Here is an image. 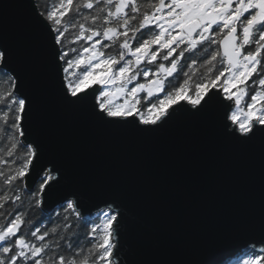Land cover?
<instances>
[{
	"label": "snow or ice",
	"instance_id": "1",
	"mask_svg": "<svg viewBox=\"0 0 264 264\" xmlns=\"http://www.w3.org/2000/svg\"><path fill=\"white\" fill-rule=\"evenodd\" d=\"M9 7L4 4L0 11L6 14ZM31 8L21 20L18 42L0 43V75L10 84L0 97V121L2 132L11 134L6 154L13 158L6 171L0 170V218L5 220L0 223V264H224L235 252L222 249L233 242L246 248L243 264H264V0H59L56 7L43 10L32 0ZM37 28L47 30L53 51L46 52ZM70 28L73 35L68 40ZM66 40L83 41L84 46L68 48ZM108 48L115 54L106 53ZM161 53L170 64L157 63ZM186 53L191 54L192 68L203 69V79L168 88V78L179 70ZM197 53L204 54L199 68ZM22 56L27 59L30 88L25 94L20 88L26 81L18 70ZM51 62L64 74L63 101L74 107L86 102L82 91L89 78L104 76L95 81L101 88L98 110L94 105L92 114L117 133L132 128L152 135L167 127L177 112L210 119L223 106L225 119L231 122L222 124L223 135L232 147L258 162V197L241 202L223 227L197 232L195 251L182 260L145 259L132 249L126 251L121 242L127 231L125 213L118 205L113 207L115 201L98 212L84 242L71 231L69 220L73 214L83 218V203L77 198L66 204L62 227L42 229L41 221L25 232L29 221L23 208L14 206H22L27 193L43 209L45 189L51 198L63 182L61 170L52 165L36 187L47 153L39 141L25 139L24 124L31 126L45 117L41 97ZM151 64H156V71L147 67ZM141 75L146 82L134 84ZM141 93L150 101L143 108ZM89 95L95 97L96 92ZM181 101L186 106L167 110ZM21 140L26 155L13 166ZM253 231L258 237L250 235Z\"/></svg>",
	"mask_w": 264,
	"mask_h": 264
},
{
	"label": "water",
	"instance_id": "2",
	"mask_svg": "<svg viewBox=\"0 0 264 264\" xmlns=\"http://www.w3.org/2000/svg\"><path fill=\"white\" fill-rule=\"evenodd\" d=\"M4 4L12 7L6 14L0 11V43H17L21 20L30 15L32 0H0V9ZM36 31L46 52L53 51L47 30ZM18 70L26 81L20 91L28 93V65L23 56ZM63 76L62 69L51 62L41 97L45 117L31 126L24 124L25 139L39 141L47 153L36 187L52 165L63 176L56 195L49 198L45 189V214L77 198L83 203V218H92L115 201L113 207L118 205L125 213L127 231L121 242L126 251L132 249L145 259L182 260L195 251L197 232L223 227L241 202L258 197V162L232 147L223 135L222 124L231 123L223 106L210 119L177 112L167 127L152 135L132 128L117 133L93 117L101 85L82 91L87 100L74 107L63 101ZM92 92L95 97L89 95ZM181 106H186L183 101L167 110ZM250 235L258 237L255 231ZM222 251L235 252L224 260L230 264L244 256L246 248L233 242Z\"/></svg>",
	"mask_w": 264,
	"mask_h": 264
},
{
	"label": "trees",
	"instance_id": "3",
	"mask_svg": "<svg viewBox=\"0 0 264 264\" xmlns=\"http://www.w3.org/2000/svg\"><path fill=\"white\" fill-rule=\"evenodd\" d=\"M36 2L40 6L41 10H43L44 8L52 9L56 7L59 3V0H36ZM84 11L86 12L87 10H84ZM71 15L72 13H69V16ZM68 18L69 17H66L65 19L67 20ZM72 35H73V30L70 28L68 40L71 39ZM68 40H66V46L68 48H71V47L82 48L84 46L83 41L79 42V44H72V43H69ZM197 68H199V66ZM202 72H203L202 68H199V70H191L189 68L187 71H182V76L184 77L187 74V78H189L188 80L191 81V77H192V78L197 79L195 81V83H197L203 79V76L201 75ZM179 82L180 80L179 81L176 80L175 83H173L168 88L175 89L176 87L181 86L182 84ZM9 88H10V84H9L8 79L4 75H0V97H4L6 95V92L9 90ZM249 91L251 93V89ZM147 103H150V101L146 103H142L141 107L142 108L145 107ZM2 115H3V112L0 111V116ZM3 128H4V124L2 121H0V157H3V159H0V170L6 171L8 164L12 163V160H13V158L7 157V154H6L12 138H11V134H5L2 132ZM22 145H23V142L21 140L20 147L17 150L18 155H16L15 157V164H13V166H17L20 162H22L24 156L26 155V153L23 151ZM5 161H7V163H5ZM0 187H2V185H0ZM24 196H25L24 204L22 206L17 205L14 207L16 208L22 207L25 212L26 219H28L29 221V223L25 225V228H24L25 232L29 231L30 227L40 224L41 221H43V224L41 225L42 229L44 227H51V226L62 227L63 226L64 221L61 219V217L68 211L66 208V204L56 209L53 213L47 215L42 211V209L37 208L35 206V200L33 197L27 196V193H24ZM69 220L73 225V228L71 229V231L77 235H80L81 241L84 242V234L91 228L92 222L97 220V215H95L92 218H82L78 220L73 214L69 217ZM49 221H52V223L49 224ZM85 221L88 222L87 227H85ZM0 223H5V220L3 218H0ZM64 234L65 233L62 230L60 235H64ZM88 239H90V237ZM87 246L88 245L85 243V247Z\"/></svg>",
	"mask_w": 264,
	"mask_h": 264
},
{
	"label": "flooded vegetation",
	"instance_id": "4",
	"mask_svg": "<svg viewBox=\"0 0 264 264\" xmlns=\"http://www.w3.org/2000/svg\"><path fill=\"white\" fill-rule=\"evenodd\" d=\"M105 43H107V42H105ZM115 51H116V50H115L114 48H108V49H106V53H107V52H111V53L115 54ZM162 55H163V53H161V58H158L157 63H164L165 65L170 64V61H163V60H162ZM177 55H178V53H177ZM190 55H191V54H189V53H186V54H185L184 59L181 60V63H180V66H179V70H178V71H177L172 77H169V78H168V80L171 81V83L168 84L167 87H169V86H171L173 83H175L176 80H178V81L180 80L179 83L183 84V82H184L185 80H188V79H189V78H187V75H185L184 77L182 76V71H187L189 68H190L191 70H197V69H194V68L191 67V60L189 59V56H190ZM203 55H204L203 53H197V54H196V58H197V67L199 66L200 59L203 57ZM172 59H175V57H173ZM185 61H187V64H185ZM116 67H118V65H117ZM143 67H144V65H141V68H143ZM147 67H148L150 70H152V71H156V70H157V69H156V64L147 65ZM151 79H152V77H149V78H148L149 81H150ZM196 80H197V79L191 77V82H192V83L195 84V81H196ZM145 82H146V81H145L143 75H141L136 81H134V84L145 83ZM132 86H133V85H129V88H131ZM160 95L162 96L163 94L161 93ZM141 96L144 97V102H143V103L148 102L147 97L145 96V94L141 93ZM155 98H156V97H153V99H155Z\"/></svg>",
	"mask_w": 264,
	"mask_h": 264
},
{
	"label": "rangeland",
	"instance_id": "5",
	"mask_svg": "<svg viewBox=\"0 0 264 264\" xmlns=\"http://www.w3.org/2000/svg\"><path fill=\"white\" fill-rule=\"evenodd\" d=\"M103 78H104V76H102V75L94 74L92 77L89 78V81L86 82L85 89H87L88 87H90L94 84H98V83H95V81L103 79ZM246 259H248V256L245 254L244 256L240 257L239 259L232 261L231 263L232 264H243L244 260H246Z\"/></svg>",
	"mask_w": 264,
	"mask_h": 264
}]
</instances>
